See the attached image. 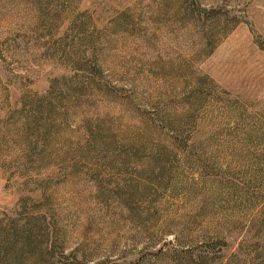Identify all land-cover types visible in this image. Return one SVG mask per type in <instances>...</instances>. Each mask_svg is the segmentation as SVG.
Masks as SVG:
<instances>
[{
  "label": "rangeland",
  "instance_id": "374dc122",
  "mask_svg": "<svg viewBox=\"0 0 264 264\" xmlns=\"http://www.w3.org/2000/svg\"><path fill=\"white\" fill-rule=\"evenodd\" d=\"M23 204V207H22ZM0 264H264V0H0Z\"/></svg>",
  "mask_w": 264,
  "mask_h": 264
},
{
  "label": "trees",
  "instance_id": "16d2710c",
  "mask_svg": "<svg viewBox=\"0 0 264 264\" xmlns=\"http://www.w3.org/2000/svg\"><path fill=\"white\" fill-rule=\"evenodd\" d=\"M54 243L43 217L27 215L20 219L9 220L4 227H0L2 254L16 249L15 254L19 253V257L23 259L33 257L40 260L43 249L44 252L47 251L46 256H49Z\"/></svg>",
  "mask_w": 264,
  "mask_h": 264
}]
</instances>
